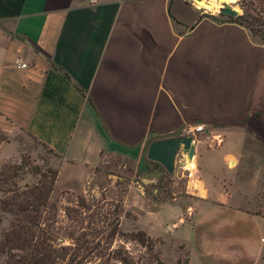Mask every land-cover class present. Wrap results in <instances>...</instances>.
Here are the masks:
<instances>
[{
    "label": "crops",
    "instance_id": "1",
    "mask_svg": "<svg viewBox=\"0 0 264 264\" xmlns=\"http://www.w3.org/2000/svg\"><path fill=\"white\" fill-rule=\"evenodd\" d=\"M198 6L0 0V142L15 149L25 133L51 150L71 190L129 163L145 195L165 174L149 145L183 129L193 159L180 154L172 177L185 178L186 199L150 201L147 214L172 213L165 228L187 264H259L264 215L249 205L264 180V41Z\"/></svg>",
    "mask_w": 264,
    "mask_h": 264
},
{
    "label": "rangeland",
    "instance_id": "2",
    "mask_svg": "<svg viewBox=\"0 0 264 264\" xmlns=\"http://www.w3.org/2000/svg\"><path fill=\"white\" fill-rule=\"evenodd\" d=\"M224 4L203 9L219 16ZM233 8L239 15L244 10L259 14L264 21V0H237ZM16 141L15 149L4 148L0 142V264H8L4 234L19 215L12 205L23 203L35 192L40 193L31 203L38 209L34 222L37 242H47L51 251L59 252L57 264H125L122 259L128 264H187V246L172 227L165 228L174 219L172 213L147 214L150 201L168 200L173 193L186 199L181 192L185 178L165 172L156 194L147 189L140 195L134 189L138 178L132 175L133 165L114 162L104 166L102 174L89 180L82 191L64 187L74 177L69 170L52 186L49 179L58 176L60 166L56 155L25 133H19ZM76 180L80 185L79 176ZM51 187L53 191L48 193ZM249 207L264 215V180ZM150 226L157 229L152 235Z\"/></svg>",
    "mask_w": 264,
    "mask_h": 264
},
{
    "label": "trees",
    "instance_id": "3",
    "mask_svg": "<svg viewBox=\"0 0 264 264\" xmlns=\"http://www.w3.org/2000/svg\"><path fill=\"white\" fill-rule=\"evenodd\" d=\"M219 16H223L220 15ZM228 21L242 26L249 30L253 35L264 41V21L259 14L253 15L249 11L244 10L241 15L235 17H225ZM51 151V150H50ZM52 152V151H51ZM53 153V152H52ZM54 154V153H53ZM56 175L50 177L52 186L56 181ZM162 179L159 181L161 183ZM53 191V187L47 190L48 193ZM40 193H30L23 203H13V207L17 214V220L12 224L8 231L4 234L3 249L6 252L8 264H57L58 251H51L47 242H37L36 225H34L38 209L31 203L39 198ZM45 200V197H44ZM36 239V240H35ZM140 242V241H139ZM145 246L144 242H140ZM122 262L128 264L126 259ZM259 264H264V251Z\"/></svg>",
    "mask_w": 264,
    "mask_h": 264
},
{
    "label": "water",
    "instance_id": "4",
    "mask_svg": "<svg viewBox=\"0 0 264 264\" xmlns=\"http://www.w3.org/2000/svg\"><path fill=\"white\" fill-rule=\"evenodd\" d=\"M196 5L201 3V0H193ZM219 14L225 17H235L239 12L233 7L224 4L219 9ZM179 130L178 132L169 133L164 137H159L153 141L145 153L147 160L158 164L162 169H157L161 175L163 170L168 174H173L175 163L180 154L185 156L189 161L193 159L194 154V139L191 135ZM184 165V163H182Z\"/></svg>",
    "mask_w": 264,
    "mask_h": 264
},
{
    "label": "bare ground",
    "instance_id": "5",
    "mask_svg": "<svg viewBox=\"0 0 264 264\" xmlns=\"http://www.w3.org/2000/svg\"><path fill=\"white\" fill-rule=\"evenodd\" d=\"M237 0H201V3L199 4L201 7H206L210 10L214 9V7L218 6V4L220 3H225L231 7H234L235 3ZM229 2V3H227ZM235 9V8H234ZM187 166V164H186ZM189 167V165H188Z\"/></svg>",
    "mask_w": 264,
    "mask_h": 264
},
{
    "label": "built area",
    "instance_id": "6",
    "mask_svg": "<svg viewBox=\"0 0 264 264\" xmlns=\"http://www.w3.org/2000/svg\"><path fill=\"white\" fill-rule=\"evenodd\" d=\"M192 4H194L196 7H198L199 9H201L198 5H196L195 3H194V1L193 0H189ZM204 10V9H203ZM13 65H14V68H16V69H21V70H23V69H27L28 68V64L27 63H25L21 58H16L15 60H14V62H13ZM203 130V126H197L196 127V131L197 132H201Z\"/></svg>",
    "mask_w": 264,
    "mask_h": 264
}]
</instances>
